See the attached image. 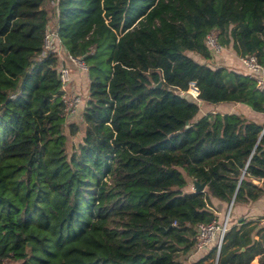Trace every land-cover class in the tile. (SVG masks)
I'll use <instances>...</instances> for the list:
<instances>
[{"label":"trees","instance_id":"trees-1","mask_svg":"<svg viewBox=\"0 0 264 264\" xmlns=\"http://www.w3.org/2000/svg\"><path fill=\"white\" fill-rule=\"evenodd\" d=\"M50 1L0 0V264H180L197 224L217 221L210 196L264 191V119L194 118L198 103L181 93L194 80L202 99L264 112L254 75L205 60L217 29L264 65V0ZM50 22L87 65L67 131L57 54H40ZM256 255L264 264V223L241 218L188 264Z\"/></svg>","mask_w":264,"mask_h":264},{"label":"built area","instance_id":"built-area-1","mask_svg":"<svg viewBox=\"0 0 264 264\" xmlns=\"http://www.w3.org/2000/svg\"><path fill=\"white\" fill-rule=\"evenodd\" d=\"M57 0H51L52 4H56ZM205 42L210 50L211 53L219 52L223 48V45L218 41V30L211 29L207 32L205 36ZM62 48V43L60 38L57 34V31L54 27L48 26L43 40V49L41 51V55H44L48 51H55L56 54L58 50ZM66 49V48H65ZM66 56L76 63L79 62L81 68L87 69V65L81 59L80 56H73L66 50ZM240 62L244 65L247 69V73L254 75L256 79V85L258 87L264 86V71H263V64H261L254 53L238 55ZM57 76L60 80V90H61V97L64 100V107L63 111L64 114L71 115L77 108L78 104L81 101V96L79 92H71L66 90V86L70 79V69L69 67L64 64L60 63L57 64ZM188 86L193 88V90L199 89L194 80H190ZM187 88V87H186ZM229 216L226 215L223 221L219 224L217 221L212 220L209 222H200L197 224V233H196V247H207L212 240L217 238V244L219 245L223 232L226 226L229 224ZM217 233V237L215 238V234Z\"/></svg>","mask_w":264,"mask_h":264},{"label":"rangeland","instance_id":"rangeland-1","mask_svg":"<svg viewBox=\"0 0 264 264\" xmlns=\"http://www.w3.org/2000/svg\"><path fill=\"white\" fill-rule=\"evenodd\" d=\"M51 2V1H50ZM52 4V3H51ZM51 22L49 23L50 26ZM52 27V26H50ZM223 48L221 49V51L219 52H214L211 53L210 57L206 58V62L209 63V65L212 66H216V65H224L227 68H232L234 69L235 66H233L234 63V59L236 58L233 49L227 45V44H222ZM191 55L192 54H197L195 56L198 57V59L200 61H203L204 58L201 57L198 53L192 52V51H188ZM232 57V58H231ZM78 64V68L81 70L82 75L79 77V80L77 82L78 86L76 89L70 88L69 86H66V90L67 91H71V92H79L80 96H81V101L78 104L76 110L71 114V115H66L65 114V131H67V123L70 120H75V121H80V110L82 107V104L84 102V99L86 97V87H87V83L85 81L86 78V70L84 68H81V66ZM70 80V79H69ZM69 87V88H68ZM181 93H183L186 97L195 100L198 103L199 109L195 115L194 118L200 116L201 114H204L208 111L211 110H215V108L217 109H221V104L217 103V102H211V101H207L205 99L201 98V95H199L197 92H194V90L191 89L190 86H188L187 88H185L184 90H181ZM80 138V132H78L75 135H69L67 137V150L69 151L71 149V146L73 143H76V141H78V139ZM187 184H186V188H191L193 189L192 186V179L187 177ZM219 199L214 197V196H210V206L212 208L217 207L218 201ZM235 203L232 202L231 207L228 211V206H229V202L224 201V203H222L221 208H220V212L217 214V223H221L223 221V219L225 218L226 215H228L229 217V223H230V217L232 215V208L234 206ZM215 238L217 237V233L214 236ZM213 241V240H212ZM206 250V247H201V248H195L191 253L186 254L185 256H180V264H188L191 260L197 258L199 255H201V253Z\"/></svg>","mask_w":264,"mask_h":264},{"label":"crops","instance_id":"crops-1","mask_svg":"<svg viewBox=\"0 0 264 264\" xmlns=\"http://www.w3.org/2000/svg\"><path fill=\"white\" fill-rule=\"evenodd\" d=\"M65 52H66V49L62 45V48H60L57 52L58 64L64 63L69 67L70 80L67 86H69L70 88L76 89L78 86L77 82L79 80V77L82 75V72L78 68V64L76 63V61L68 58ZM234 54L236 56V58L234 59V63H233V66H235L234 69L247 73V69L240 62L239 56L235 53V51H234ZM192 55L198 59V57L195 56L197 54H192ZM262 69L264 71V65ZM85 81L86 83H88L87 71H86ZM86 92H87V87H86ZM217 103L221 104V107H220L221 109L215 108V110L241 113L246 118L253 119L255 121H261L264 119V112L255 110L243 102L225 100V101H219ZM259 183H260V180H259ZM218 201L219 202L217 204V207L214 208L217 214L220 212L222 203H224L223 200L219 199ZM256 217H260V222L264 223V191L254 199H251L248 201L241 200V201L235 202L232 208V215L230 217V222L239 220L241 218H256ZM249 264H260L257 260V255L251 259Z\"/></svg>","mask_w":264,"mask_h":264},{"label":"water","instance_id":"water-1","mask_svg":"<svg viewBox=\"0 0 264 264\" xmlns=\"http://www.w3.org/2000/svg\"><path fill=\"white\" fill-rule=\"evenodd\" d=\"M160 82H161V80H159L158 82H156L155 85H159ZM245 179H246V180H249V181H252V182H254V183H256V184L259 183V180H258L257 178H255V177H253V176H250V175H247V176L245 177ZM193 186H194V190H202V189L204 188V186H205V182H204V181L199 182V181H197V180H193ZM233 198H234V194L232 195L231 199L229 200L228 211H229V209H230V207H231V204H232V202H233Z\"/></svg>","mask_w":264,"mask_h":264}]
</instances>
